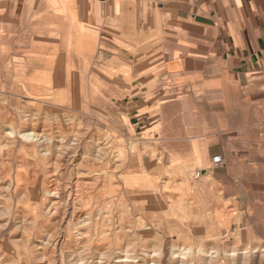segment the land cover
Wrapping results in <instances>:
<instances>
[{"label": "crops", "instance_id": "crops-1", "mask_svg": "<svg viewBox=\"0 0 264 264\" xmlns=\"http://www.w3.org/2000/svg\"><path fill=\"white\" fill-rule=\"evenodd\" d=\"M239 90L264 98V0H0V96L117 123L135 144L120 181L147 192L134 203L150 216L172 217L147 189L162 175L194 187L221 169L201 123H221Z\"/></svg>", "mask_w": 264, "mask_h": 264}, {"label": "rangeland", "instance_id": "rangeland-1", "mask_svg": "<svg viewBox=\"0 0 264 264\" xmlns=\"http://www.w3.org/2000/svg\"><path fill=\"white\" fill-rule=\"evenodd\" d=\"M259 92L246 96L239 90L237 106H221V123H201L215 126L208 128L213 153L206 156L226 161L213 178L191 187L184 178L178 183L162 175L160 185L155 180L158 186L147 188L165 198L162 208L172 217L150 216L134 203L147 192L135 194V187L125 189L120 181L126 147L135 144L118 135L117 123H112L116 129L108 127L101 112L86 117L48 105L33 111L16 100L10 106L0 96V264H264ZM173 125L175 133L184 128ZM30 132L45 139L23 138ZM76 147L79 153L70 160L68 151ZM52 189L54 197L47 194ZM193 196L199 203H189ZM196 229H207V237Z\"/></svg>", "mask_w": 264, "mask_h": 264}, {"label": "bare ground", "instance_id": "bare-ground-1", "mask_svg": "<svg viewBox=\"0 0 264 264\" xmlns=\"http://www.w3.org/2000/svg\"><path fill=\"white\" fill-rule=\"evenodd\" d=\"M21 59V58H20ZM22 60H25V59H22ZM21 62V61H20ZM24 62H26V61H24ZM94 62V61H93ZM74 90V89H73ZM73 93H75V92H73ZM79 93V92H78ZM75 95V94H74ZM74 97V96H73ZM74 99V98H73ZM79 99V98H78ZM77 99V100H78ZM81 100H82V98H81ZM79 101V100H78ZM83 101V100H82ZM73 102H75V100H73ZM80 102V101H79ZM8 104V103H7ZM76 104H78V103H76ZM80 104V103H79ZM74 106H76L75 104H74ZM80 106H81V104H80ZM10 107V106H9ZM77 107V106H76ZM79 109V108H78ZM86 121H87V119H86ZM32 122V121H31ZM32 125H33V123H32ZM35 127V126H34ZM48 127V126H47ZM35 130V129H34ZM33 130V131H34ZM58 130V129H57ZM43 132V131H42ZM87 132V131H86ZM12 134H13V132H11ZM58 134V133H57ZM64 134H65V132H64ZM18 135V134H17ZM60 135V134H59ZM37 136H39V137H37ZM73 136V135H72ZM60 137V136H59ZM23 138H25L26 140H35V139H37V140H40V139H45V137H44V134L43 133H37V132H30V134H25V135H23ZM57 138V137H56ZM73 138V137H72ZM71 139V138H70ZM77 139V138H76ZM73 140V139H72ZM72 140H71V142H72ZM74 141V140H73ZM78 141V140H77ZM56 142V141H55ZM70 142V143H71ZM88 142V141H87ZM68 144V143H67ZM46 146V145H45ZM55 146V145H54ZM79 146V145H78ZM94 146V145H93ZM103 146V145H102ZM60 147V146H59ZM100 147V146H99ZM38 148V147H37ZM44 149H45V147H43ZM24 150V149H23ZM56 151V150H55ZM63 151V150H62ZM44 152H45V154L44 155H46V150H44ZM64 152V151H63ZM55 153V152H54ZM79 153V149L76 147L75 149L74 148H71L70 149V151H68V154H69V157H70V160H72V159H74V157L76 158V155ZM57 154V153H56ZM98 154H100V153H98ZM57 156V155H56ZM98 156V155H97ZM102 156H103V158H104V155L102 154ZM101 156V157H102ZM78 157V156H77ZM84 158H86V157H84ZM69 159V158H68ZM102 158H100V159H96L97 161H102V163H104L103 161V159L101 160ZM63 160V159H62ZM75 160V159H74ZM85 160V159H84ZM93 160V159H92ZM86 161V160H85ZM69 165V164H68ZM70 166V165H69ZM33 170V169H32ZM70 170V169H69ZM154 170H156V169H154ZM86 175V174H85ZM169 177V176H168ZM169 179L170 180H172L170 177H169ZM56 180V179H55ZM78 185H79V181H78V183H77ZM76 184V185H77ZM53 186H56V185H53ZM101 186V185H100ZM82 187V186H81ZM58 188V187H57ZM84 188V187H83ZM76 189V188H75ZM78 189V188H77ZM79 190V189H78ZM151 190V189H150ZM51 192H54L55 194L57 193V190L56 189H52V190H49V191H47V194L48 195H51L52 197H54L53 195L54 194H51ZM80 192V191H79ZM78 192V193H79ZM89 192V191H88ZM75 194V193H74ZM77 194V193H76ZM58 195V194H57ZM56 195V196H57ZM65 195H66V193H65ZM77 196V195H76ZM65 197V196H64ZM68 198V197H67ZM72 198H73V196H72ZM65 200V199H64ZM68 200V199H67ZM73 200H75L74 198H73ZM60 201V200H59ZM76 201V200H75ZM61 202V201H60ZM71 202V201H70ZM67 203V202H66ZM69 203V202H68ZM76 203V202H75ZM82 206V205H81ZM84 206V205H83ZM79 207H80V205H79ZM72 210V209H71ZM76 210V209H75ZM52 212V211H51ZM57 213V212H56ZM86 213V212H85ZM73 214V213H72ZM80 215V214H79ZM84 215V214H83ZM72 217V216H71ZM82 217V216H81ZM87 219V218H86ZM64 220V219H63ZM68 220V219H67ZM76 220V219H75ZM74 220V221H75ZM27 221V220H26ZM30 221V220H29ZM134 221V220H133ZM24 223H26V222H24ZM66 223V222H65ZM75 226V225H74ZM152 226H158L159 227V225L157 224V223H152ZM146 228V226H144V229ZM148 229H151V228H148ZM82 232V231H81ZM85 232V231H84ZM48 237V236H47ZM44 245V244H43ZM95 247V246H94ZM187 250V249H186ZM185 250V251H186ZM184 252V251H183ZM234 252V251H233ZM232 252V253H233ZM92 255V254H91ZM100 256V255H99ZM181 256L182 257H185L186 256V254H181ZM94 258V257H93ZM120 258V257H119ZM127 259H128V257H126ZM129 259H131V258H129ZM134 259V258H133ZM153 264V263H152Z\"/></svg>", "mask_w": 264, "mask_h": 264}, {"label": "built area", "instance_id": "built-area-1", "mask_svg": "<svg viewBox=\"0 0 264 264\" xmlns=\"http://www.w3.org/2000/svg\"><path fill=\"white\" fill-rule=\"evenodd\" d=\"M214 163L216 165H219L220 167H224L225 166V161L221 157H215L214 158ZM197 175H199V172H197Z\"/></svg>", "mask_w": 264, "mask_h": 264}]
</instances>
